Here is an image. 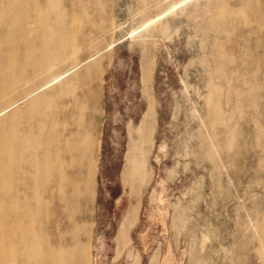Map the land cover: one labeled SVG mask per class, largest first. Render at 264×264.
I'll use <instances>...</instances> for the list:
<instances>
[{
	"label": "rangeland",
	"instance_id": "374dc122",
	"mask_svg": "<svg viewBox=\"0 0 264 264\" xmlns=\"http://www.w3.org/2000/svg\"><path fill=\"white\" fill-rule=\"evenodd\" d=\"M28 1L32 16L48 11ZM60 8L76 14L64 18L73 51L34 85L36 114L48 116L40 143H60L63 161L39 187L17 186L19 200L40 191L8 218L26 233L19 264H36L34 245L76 250L73 264H264V0ZM59 10L47 16L61 20ZM24 105L0 122H21ZM11 198L1 195L0 209Z\"/></svg>",
	"mask_w": 264,
	"mask_h": 264
},
{
	"label": "bare ground",
	"instance_id": "6f19581e",
	"mask_svg": "<svg viewBox=\"0 0 264 264\" xmlns=\"http://www.w3.org/2000/svg\"><path fill=\"white\" fill-rule=\"evenodd\" d=\"M45 2L48 11L45 14L38 12L39 14L35 13L36 16H32V11H27L28 0H0V117L21 102L25 103L17 112L21 122L10 125L11 117L0 122V196L7 197L10 193L14 197L9 201L8 207L0 209V236L6 237L5 247L0 241V264L8 262L19 264L21 261L18 252L23 249V245L22 242H16V239L26 237L25 229L21 224H10L8 218L15 215L17 207L29 206L40 196V191H35L32 196L19 200L16 194L17 186L23 187L28 182V187L35 185L39 187V175L48 176L50 172L60 169L63 161L59 154V151H63L61 144L50 142V145L45 147L39 139L42 129L37 135L39 120H48V116L43 110L36 114L40 108L35 99L37 89L34 80L47 67L56 65L62 55L73 51L74 47L70 41L73 30L70 32V26H67L64 18L76 14H69L67 9L60 8L61 0ZM54 9H60L58 15L61 16V20L57 21L47 16L49 11ZM222 10L227 12L225 6ZM53 26L60 29L50 33ZM261 30L264 39V28ZM256 59L264 60V51L259 53ZM18 90H23L19 98L4 100ZM29 111L34 114L26 121L24 127L22 120ZM47 133L46 137H50L51 129ZM69 145L70 142L67 140V147ZM35 154L43 155L46 162L35 158ZM53 157H57L58 160L50 164L49 160L51 161ZM24 159L27 161L23 166ZM47 180L55 198L58 184L53 182L51 176ZM26 221L30 223L31 217L27 216ZM26 252H30V260L36 264H73L68 257L76 250H54L49 246L39 248L34 245L26 249Z\"/></svg>",
	"mask_w": 264,
	"mask_h": 264
}]
</instances>
